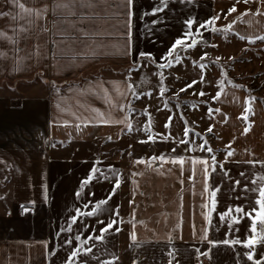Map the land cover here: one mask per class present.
Returning <instances> with one entry per match:
<instances>
[{"label": "crops", "instance_id": "crops-1", "mask_svg": "<svg viewBox=\"0 0 264 264\" xmlns=\"http://www.w3.org/2000/svg\"><path fill=\"white\" fill-rule=\"evenodd\" d=\"M19 2L26 7H35L37 4V0ZM46 2L51 4L52 0ZM112 2L119 4L121 0ZM156 2L157 0H140L139 19L134 18L133 25L135 46L142 51H151L159 58L181 33L182 21L187 16L203 20L218 13L232 0H194L192 4L183 5L177 0H169L168 8L156 14L163 18V22L151 25L149 18L143 13ZM258 6V0L255 6L252 0L247 5L253 11ZM8 7L9 0H0V11H5ZM245 7L241 2L237 5L236 13L221 14L220 20L216 22L219 31H228L239 38L264 35V16L245 15L236 19L239 11ZM75 11L78 13L81 9L77 8ZM97 11L101 13L100 17L90 23H81L78 15L68 17L76 24L75 28L70 29L63 15H53L49 11L43 20L37 22L44 24L49 31L40 34L39 39L33 31L26 44L21 40L18 46L22 51L17 53L13 52L12 44L0 38V52L6 53V56H0V264H7L9 260L11 264H48L46 254L49 247L56 251L53 246L62 244L65 237L74 240L77 232L86 237L92 229L98 231L100 224L97 220L106 221L116 206L119 207L120 218L123 220L119 225L121 230H109L103 242H95L100 250L93 249V252L100 259H109L114 255L117 259L113 264H133L134 260L138 264H167V252L174 247L177 250L175 260L179 264H198L195 249L203 251L209 247L206 241L200 239L202 229L209 228L210 239H226L230 230L226 223L218 220V212H213L211 225L204 219V214L209 211L204 204L211 207V196L210 192L203 189L202 166L199 163L194 166L193 180L187 179L193 168L190 158L194 156L168 152L174 147L169 141L167 151L164 149L156 153L157 150H150L148 147L146 153H139L137 140L130 141L126 153L118 150L114 157L105 154L97 157L87 153V147H91L98 139L107 138L110 132H115L118 136L120 132L128 130L125 124L95 122L100 118V113L105 118L111 116L113 119H122L127 114L132 124L135 120L132 117L135 112L127 113L115 106L118 102L127 103L132 100L131 95H123L128 91L125 87V69L131 66L132 59L124 56L123 18L112 15L114 9L100 8ZM105 11L108 15L104 14ZM14 12L20 15L18 7ZM234 19L235 24L231 29L221 27ZM20 24H24V20L0 18V30L9 35H12L11 26ZM146 25L153 29L151 34L145 33ZM81 27L90 32L108 35L84 37L78 31ZM59 29H68L77 39L73 41L70 37L69 43L60 44L62 37L56 35ZM201 31L203 38H197L196 47L213 44L214 34L217 32L208 28ZM52 40H56L57 44H53ZM36 43L43 45L39 56L33 51ZM99 43H103L104 47L97 49L96 45ZM60 49H64L63 54ZM91 50H95L96 54H82ZM53 53H57L55 58ZM17 56L24 59L17 60ZM29 56L30 59L27 58ZM101 71L102 73H98ZM84 75H88V79L79 84L66 85L67 81ZM145 80L139 74H131V82L137 86L138 92L141 88L139 82ZM101 82L108 89L107 98L99 88ZM132 106L136 107L133 103ZM96 109L99 111H94ZM65 120L68 121L67 124L63 122ZM89 120L93 122H85ZM145 143L151 145L155 142ZM164 143L167 144L166 141H159L157 145ZM159 155H184L186 159L183 172H180L179 164H173L170 160L148 159ZM139 158H144L143 162L136 163ZM243 160L235 155L226 162L225 168L231 170L233 178H238V171L249 167L236 163ZM109 164L121 174L120 188L106 205H102L103 212L96 216L78 218V222L71 225L72 232L69 233L65 221L70 214H74L75 208L80 207L84 211L83 205L86 202L91 207L95 200L109 195V181L95 179V174L93 181L81 183L91 166L95 165L107 174ZM256 167L259 169L258 165ZM181 180L184 182L181 183ZM213 180L222 184L217 195V209L222 210L227 204L236 202L229 180L221 175L220 170L213 174ZM209 183L212 187V180ZM44 184L47 185L46 202L43 200ZM77 190L81 191L79 199L74 195ZM85 193L92 195L86 196ZM29 201H35V204H29ZM249 203L254 204L251 194ZM23 207L31 210L24 212ZM245 207L251 210L247 204ZM246 221L249 218L245 217L240 221V231L233 229L230 234L246 238L249 234L243 230ZM58 226L65 228L60 236L56 235ZM257 227L259 230V222ZM133 231L137 236L136 241L131 239ZM169 235L171 244L168 241ZM256 249L255 258L258 259L264 253V246L258 244ZM69 250L68 246H63L55 257V264H62ZM243 251L242 245L213 246L211 260L207 257H200V260L203 264H235L234 253ZM87 259L88 264H96L91 257ZM240 264L252 262L241 255Z\"/></svg>", "mask_w": 264, "mask_h": 264}, {"label": "snow or ice", "instance_id": "snow-or-ice-1", "mask_svg": "<svg viewBox=\"0 0 264 264\" xmlns=\"http://www.w3.org/2000/svg\"><path fill=\"white\" fill-rule=\"evenodd\" d=\"M180 4H192L194 0H177ZM243 3L246 7L239 11L236 19H241L245 15H254V16H264V0H258L259 6L256 7L255 11L252 8L247 7L250 0H232V2L224 7L221 8L218 13H214L209 17L203 20H197L195 17L189 15L182 21V30L179 35H177L170 45L167 47L166 51L159 56V58L155 57L151 51H142L138 47L135 46L134 43V25L133 20L139 19V4L140 0H121L119 4L112 2V0H52V3L49 4L46 0H37V4L35 7H26L24 3H20L19 0H9V7L5 11H0V18L10 17L12 21H16L18 18L24 20V24L20 25H13L11 26L12 35H9L7 32L0 30V38L6 39L10 44L13 45V52L17 53L22 51V49L18 46L23 40L25 44L27 43L28 39L32 37L33 31L36 33V38L39 39L40 34L47 33L49 28L46 27L44 24L37 23L40 20H43L51 11L53 15L59 13L63 15L65 18L66 23L68 24V28H75L76 24L68 19V17L73 15H78L79 21L81 23L84 22H91L95 18H99L101 13L97 11V9H114L111 14L114 16L122 17L124 21V30H123V37H124V56L132 57L131 59V66L126 70L127 71V82L125 84L127 92L123 93V95H131L132 100L127 101V103L121 101L116 103V107L121 110H126L127 113L134 112L135 109L132 106V103L135 99H138L140 96H150L152 91L149 90L147 93L145 92H138L137 86L131 82V74L133 71L138 70V66L143 67L145 66L146 61H153L158 68L163 69L166 66H171L173 62L175 63H182V56L181 51H187L188 49L195 48L197 45V38L202 39L203 33L202 29L208 28L212 32L219 31V28L216 26V22L220 20L221 14L227 15L230 13H236L238 11L237 5L239 3ZM169 0H157V2L153 5H150L148 11L143 13L146 17L149 18V23L151 25H156L158 23L163 22L162 17H157V13H162L166 8H168ZM18 7L20 9V15L18 16L14 9ZM77 8L81 9L78 13L75 11ZM83 9H87V11H83ZM105 15H108V12L105 11ZM53 24H56V21H53ZM235 24V19L229 24H222L221 27L225 29H231L232 25ZM81 36L88 37V36H98V35H108L107 33L103 32H90L87 28H79L78 29ZM153 32L152 28H149L147 25L145 27V33L151 34ZM56 35L62 37L60 40V44H67L70 42V37L74 41L77 39L75 34L70 32L68 29H59L57 30ZM239 36L240 34L237 33ZM240 39H247L249 41H255L257 39L264 41V35H260L256 37L254 35L248 36H240ZM190 41V42H186ZM46 43V42H45ZM53 44H57L56 40H52ZM43 45L36 43L33 46V51L37 56L40 55V48ZM59 47V45H57ZM97 49H101L104 47L103 43H99L96 45ZM211 47H216L215 44L211 45ZM64 49H60V53L63 54ZM57 53H53V57L55 58ZM83 55L92 54L95 55L96 51L91 50L88 53H82ZM0 56H6V53L0 52ZM209 56L207 51H204L200 55V60L204 61L206 57ZM31 58V56L27 57ZM17 60L24 59L23 57H16ZM229 59H233L229 57ZM216 61L220 60V57L217 56L215 58ZM196 61L192 60V64H195ZM206 65L204 62L199 64V68L201 71L198 73V79L193 78L190 79L188 82L184 83L182 87L179 88V92H184L185 89H191L193 85H196L198 81L200 83H208L206 81L203 69H205ZM223 67V66H221ZM158 94L163 96L167 90V86L164 83V74L163 72L158 73ZM232 83L231 80L228 81ZM220 86L221 91L223 90L224 82L218 81L217 82ZM236 88L243 87L240 84L235 85ZM99 88L103 92L105 98L108 96V89L104 88L103 82L99 84ZM71 90V89H70ZM59 92V89L56 90ZM92 91H95L93 89ZM221 91H217L215 95L211 96V100L216 101L221 96ZM173 97L178 99L179 93L173 92ZM198 95L204 96L205 93L203 90L198 92ZM257 98L255 96L249 95L245 98L244 109L240 112L239 118H242L245 122V126L243 127L242 134H246L250 131L252 126V121L249 120V114H254L252 103L250 101H255ZM59 107V105H57ZM165 107L167 108V102H165ZM179 107V104L176 105ZM195 107V105H193ZM94 111H99L98 109ZM208 113H220L221 119L219 123L223 124L228 119V114L226 112H222L221 108H207ZM148 116V122L144 124V131L151 132V114L145 113ZM172 115H168L166 117V121L164 127L167 128L169 124L172 122ZM181 119L183 120V127L181 129L182 136L188 137L189 132L192 131L188 127V121L184 120L183 114L181 113ZM65 124L68 123L67 120L63 121ZM87 123L93 122L92 120L85 121ZM95 122L101 124H125L129 131L132 130L133 125L126 114L122 119H113L111 116L107 118L104 117L103 113H100V118ZM213 130V125H209L205 131L211 133ZM194 135L199 136V133H194ZM112 136H107L108 140H112ZM155 139L154 135L149 134L147 136L148 141H153ZM160 139L168 140L172 139L175 140L174 137L171 136L169 133L168 135H161ZM235 141V137H232L224 150L223 159L217 160L216 156L213 155V149L209 146V141L207 139H202V142L199 144H195L196 148L203 149L207 155L201 156H194L191 157V163L193 168L191 170V174L187 177L189 181H192L195 175V164L199 163L202 166V178H203V189L205 192H210L211 196V207L209 208L208 204H204L205 208H208L209 211L204 214V219L208 225H211L213 219V212H218V220L220 222H224L229 227V237L226 239H210L208 237L209 228L202 229L200 239L202 241H206L209 247L205 248L201 251L199 248H196L195 251L197 253V261L198 264H203L200 257H207L211 260V252L213 246H236L242 245L244 251L235 252V264H240L241 255L247 258V261L252 262V264H262L264 261V253H262L258 259L255 258V253L257 251L256 245L260 244L264 246V159H260L257 154L251 148H245L244 152L250 157L243 161H236V163H243L248 165L249 167L238 171L237 176L238 178H233L230 175V169L225 168V162L229 161L233 158L236 154V149L232 147ZM143 142V141H142ZM181 144L185 145V151H187V145L192 144L193 141L191 140H184L181 139L179 141ZM150 161H166L170 160L173 164H179L180 172H183V165L185 163V156L184 155H174V156H166V155H159V156H152L148 158ZM144 158H139L136 163L143 162ZM259 166L257 169L256 166ZM108 173L101 171V169L95 165L91 166L88 173L85 176V180L81 182L82 184L85 182L93 181L94 174L95 179H99L102 181H109L110 183V193L109 195L105 196L104 198L97 199L93 202L94 206L89 205V203H85L83 205L84 211L81 210L80 207L74 209V214H70L66 218V224L68 225L67 231L69 233L72 232L71 225L78 222V218L84 216H96L98 213L104 211L102 205H106L114 196L118 189L122 184L121 174L116 172L114 167L109 164L107 165ZM220 170L221 175L226 177L229 180V187L232 192L235 194L236 202L227 204L224 209L220 210L217 209V205L219 203L217 199L218 193L222 189V184L213 180V174ZM7 180V177H5ZM212 180L213 186L210 187L209 181ZM181 183L184 181L181 180ZM43 200L46 202L48 200L47 195V185H43ZM254 200L253 203H249V198ZM74 195L77 199L81 198V191L77 190ZM85 195H92L91 193H85ZM131 202V201H130ZM29 204H35V201H29ZM248 205V208L251 210H247L245 205ZM258 205L259 207H255ZM31 209L28 207H23L24 212H29ZM255 213V214H253ZM245 217L249 218V221H246L243 225V230L247 234L246 238H241L239 236L233 237L230 233L231 230L240 231V221L243 220ZM259 222L260 228L258 230L257 224ZM97 223L100 224L98 231L96 229H92L86 237L82 236L79 232L75 234V239L73 240L70 237H65L63 239V243H57L53 247L56 251H52V248L49 247L46 259L48 264H55V257L59 254L60 249L63 246L69 247V252H67L62 260V264H88V257H91L92 260L96 261V264H113V262L117 259L116 256H111L109 259H100L97 256L93 249L100 250V247L95 242H103L106 238L107 233L109 230L114 232H119L121 229L119 227L120 224L123 223V220L120 218L119 214V207L116 206L112 209V215L105 221L104 219H98ZM59 231H57L56 235L60 236L64 233L65 228L63 226H58ZM250 228V232H249ZM193 235H195V231H193ZM131 239L133 241L137 240L136 233L133 231L131 234ZM169 244H171V235L168 237ZM91 242V243H89ZM177 250L173 247L170 251L167 252L168 260L167 264H179L178 260H175V254ZM7 264H11L9 260ZM133 264H138L136 260L133 261Z\"/></svg>", "mask_w": 264, "mask_h": 264}, {"label": "rangeland", "instance_id": "rangeland-1", "mask_svg": "<svg viewBox=\"0 0 264 264\" xmlns=\"http://www.w3.org/2000/svg\"><path fill=\"white\" fill-rule=\"evenodd\" d=\"M252 2L255 6L257 0H252ZM213 44L216 47H211ZM213 44L208 47H195L181 51L182 63L173 62L171 66H166L163 69L147 61L145 66H138V70L133 71L132 74H139L140 78L146 79L144 82H139L140 92L147 93L151 90L152 94L141 96V98L133 101L136 107H134L135 113L132 114L135 119L132 130L120 132L118 136L115 132H110L113 137L112 140L107 138L96 140L91 147H87L89 150L87 153L97 157H101L103 154L114 157L118 150L120 153H126L130 141L137 140L139 153H146L148 147L150 150H157L156 153H160L164 149L167 151L170 146L168 143L172 142L174 147L168 151H171L172 154L180 152L188 156L207 155L203 149L195 147V144L201 143L202 139H207L209 146L213 149L212 154L219 161L223 159L228 141L235 137L232 145L236 149L235 155L244 160L248 159L250 157L244 152V149L251 148L260 159H264V41L243 40L228 31H217L214 34ZM204 51H207L209 56L201 61L200 55ZM217 56L220 57L219 61L215 60ZM229 57L233 59H229ZM192 60H195L196 63L192 64ZM201 62L206 65L203 72L208 83L198 81L191 89L179 92V88L184 83L193 78L198 79ZM129 67L127 66L125 73ZM102 71L98 73H102ZM160 72H163L164 83L167 86L163 96L158 94L157 81ZM229 80L232 83H229ZM218 81L224 82L222 91ZM236 84L243 87L236 88ZM2 85L6 86L5 84ZM200 90L204 91V96L198 95ZM217 91H221L220 98L216 101L211 100V96L215 95ZM173 92L179 93L178 99L173 97ZM248 92L257 99L250 101L254 112V114H249V120L253 122L251 129L248 133L242 134L245 122L239 118V115L244 109ZM165 102H167V108ZM177 104L179 107H176ZM208 107L221 108L222 112L228 114V119L223 124L219 123L221 114L208 113ZM145 110L151 114V132L144 131V124L148 122V116L144 114ZM181 113L184 120L188 121V127L192 129L188 137L182 136L183 120ZM168 115H172L173 119L165 128L164 124ZM209 125H213L211 133L205 131ZM169 133L175 140L160 139L161 135H168ZM194 133L200 135L196 136ZM149 134L155 137L153 140L155 143L150 141L153 143L151 145L145 143L148 141L147 136ZM181 139L193 141L192 144L187 145V151H185V145L179 142ZM159 141H166L167 144L157 145Z\"/></svg>", "mask_w": 264, "mask_h": 264}, {"label": "trees", "instance_id": "trees-1", "mask_svg": "<svg viewBox=\"0 0 264 264\" xmlns=\"http://www.w3.org/2000/svg\"><path fill=\"white\" fill-rule=\"evenodd\" d=\"M257 40H259V39H257ZM256 40V41H257ZM86 79H88V75L87 76H82V77H80V78H78V79H76V80H72V81H67L66 82V85H72V84H79V83H81L83 80H86ZM250 94H249V92H248V94H247V96H249Z\"/></svg>", "mask_w": 264, "mask_h": 264}]
</instances>
